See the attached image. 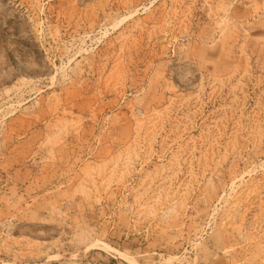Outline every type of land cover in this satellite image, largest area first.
Listing matches in <instances>:
<instances>
[{"label":"rangeland","instance_id":"1","mask_svg":"<svg viewBox=\"0 0 264 264\" xmlns=\"http://www.w3.org/2000/svg\"><path fill=\"white\" fill-rule=\"evenodd\" d=\"M0 264H264V0H0Z\"/></svg>","mask_w":264,"mask_h":264}]
</instances>
